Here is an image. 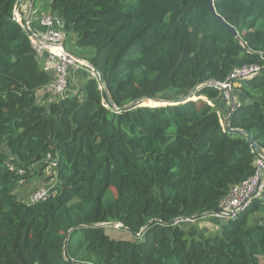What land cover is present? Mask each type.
<instances>
[{"label":"trees","instance_id":"trees-1","mask_svg":"<svg viewBox=\"0 0 264 264\" xmlns=\"http://www.w3.org/2000/svg\"><path fill=\"white\" fill-rule=\"evenodd\" d=\"M213 2L237 36L209 0H50L64 44L95 51L110 100L84 70L41 99L53 69L15 19L19 0H0V264H264L261 197L213 233L178 221L218 213L257 171L247 136L227 128L232 106L224 121L216 107L236 67L261 70L233 83L231 128L264 148V0ZM50 167L49 196L21 200ZM111 222L138 235L112 237Z\"/></svg>","mask_w":264,"mask_h":264},{"label":"built area","instance_id":"built-area-1","mask_svg":"<svg viewBox=\"0 0 264 264\" xmlns=\"http://www.w3.org/2000/svg\"><path fill=\"white\" fill-rule=\"evenodd\" d=\"M15 19L20 21L26 28L30 27L29 21L26 20L18 8L15 10ZM37 39L31 37L34 47L41 56L47 55L48 61L53 69V80L44 88L45 93L55 98L63 97L69 85L70 72L84 70L92 75H96L92 64L88 60H78L70 55L65 47L64 39V21L62 18L53 14L45 15L39 20V29L34 31ZM261 70L260 65H244L233 69L229 76V80L223 83L228 86L230 81L237 84L241 80L249 79L257 75ZM224 95L230 100L227 92ZM257 171L250 179L233 186L229 193L223 197L220 203L221 210L217 216L221 219H229L234 217L240 210L244 209L250 202L251 195L261 197L264 193V156L259 155L256 160ZM50 188L47 186H39L33 189L31 201H40L46 199L50 194ZM179 222H190L189 218L178 220Z\"/></svg>","mask_w":264,"mask_h":264},{"label":"rangeland","instance_id":"rangeland-1","mask_svg":"<svg viewBox=\"0 0 264 264\" xmlns=\"http://www.w3.org/2000/svg\"><path fill=\"white\" fill-rule=\"evenodd\" d=\"M37 2V6L42 10V11H46L49 9V5H50V0H36ZM67 43V41H66ZM69 46V49H70V45ZM87 53L85 56H90L91 53H95V51L92 49V48H85ZM90 52V53H89ZM76 72V73H75ZM78 71H71L70 72V76H71V79H72V85H76V84H79L81 83L78 79V74H77ZM80 85V84H79ZM79 87V86H77ZM178 92H175V93H172V94H175V95H178L179 97L181 96H184V94H176ZM46 95L45 92H42L40 94V98L42 99L44 96ZM51 96V95H50ZM52 99H55V97L51 96ZM192 98H195L196 97L192 96ZM223 101L224 102H220V103H217L216 104V107L218 109L221 108V110L223 109L222 106L225 105V108H229V105H231V102L230 100L225 96L223 95ZM221 98V100H222ZM206 99V98H205ZM226 113H227V110H223L222 111V118H223V121L225 120V116H226ZM53 170L52 168H48L46 173L38 178L36 181L32 182V183H22L21 186H20V192H19V196H20V199L21 200H24V201H30L31 200V194H32V190L39 187V186H47L49 187L50 189L53 187V185L55 184L56 180L55 179H51L50 178V175L52 174ZM26 197V199H25ZM200 222H199V225L202 227L203 225H205V219L202 220L199 219ZM106 231L112 236V237H115V238H125V239H134V235H132V233L130 231H128L126 228H123L122 225L120 223H115V222H111V223H107L106 225ZM206 229V228H205ZM208 230V229H206ZM214 231H212L213 233ZM207 233V232H206Z\"/></svg>","mask_w":264,"mask_h":264},{"label":"water","instance_id":"water-1","mask_svg":"<svg viewBox=\"0 0 264 264\" xmlns=\"http://www.w3.org/2000/svg\"><path fill=\"white\" fill-rule=\"evenodd\" d=\"M209 7L211 8V11L212 13L215 15V18L220 21L222 24H224L235 36L238 35V31L236 30L235 27H233L232 25H230L226 19H224L222 16H220L219 14H217L216 12V9H215V6H214V2L213 0H209ZM26 30L28 32V34L30 35V37L34 38V39H37V35L34 33V31L32 30L31 27L27 26L26 27ZM65 47V45H63ZM66 49V48H65ZM66 51L72 55L74 58L78 59V60H83L81 57L69 52L67 49ZM94 71L96 72V75L99 77V80H100V83H101V87L104 89V91L107 93V95L109 96L110 100H112L111 98V95H110V92H109V89H108V86H107V83L105 81V78H104V74L101 70L97 69L96 67H94L92 65ZM230 84H232V81L229 82ZM228 85V86H223L222 84L218 83V85L225 91L228 93L229 95V98H230V102H231V106H232V110L228 116V120H227V128L228 130L232 131V132H236V133H242V134H245L248 138V140L251 142V145L253 146V148L255 149V151L259 154V155H262L264 156V148L258 144L255 139H254V136H253V133L250 132V131H246V130H238V129H232L231 128V119L233 117V113H234V110L236 108V103H237V99H236V94L234 93L233 89L231 88V85ZM196 90V88H194L191 93L184 97V98H179L178 101L179 102H182L184 100H188V99H191L193 94H194V91ZM194 99V98H192ZM150 102V103H147ZM162 102H164V100H159L157 97H146L144 98V101H143V104H158V105H161ZM137 104H140L139 101H136L134 103H132L130 106H133V105H137ZM250 198H252V196L250 195L246 201H248ZM209 213H205V214H202V215H197V216H193L191 218H189L190 221H197L199 219H201L202 217H204L205 215H207ZM211 214V213H210ZM213 214H218V213H213ZM123 226V224H121ZM137 233H134V235H136ZM138 235V234H137Z\"/></svg>","mask_w":264,"mask_h":264},{"label":"crops","instance_id":"crops-1","mask_svg":"<svg viewBox=\"0 0 264 264\" xmlns=\"http://www.w3.org/2000/svg\"><path fill=\"white\" fill-rule=\"evenodd\" d=\"M17 7L18 10L21 12L22 16L29 21L30 27L32 28L33 31H37L39 29V20L43 18L45 15L50 14V5L48 10L42 11L37 6L36 0H19ZM65 45H66V49L69 52L81 57L84 60H88L94 55L93 53H91L90 56H85L86 54H88L86 49L84 47L77 46L76 38L74 35H67V43ZM68 45H70V49ZM44 60H45V67L52 70L48 60L47 59ZM42 92L43 90L39 92V95ZM220 100L218 101V103L221 101L224 102L223 98L221 101ZM222 108H223L222 110L221 108L219 109L220 112H222L223 110H228L227 108L224 109L225 105H223ZM261 198L264 200V193L262 194ZM203 219H205V225L202 226V229L207 233H212V231L214 232L217 231L223 222V219H221L216 214H207L204 217H202V220ZM205 228L208 230H206Z\"/></svg>","mask_w":264,"mask_h":264},{"label":"flooded vegetation","instance_id":"flooded-vegetation-1","mask_svg":"<svg viewBox=\"0 0 264 264\" xmlns=\"http://www.w3.org/2000/svg\"><path fill=\"white\" fill-rule=\"evenodd\" d=\"M230 85H231V88H232L233 82H232V84H230Z\"/></svg>","mask_w":264,"mask_h":264}]
</instances>
